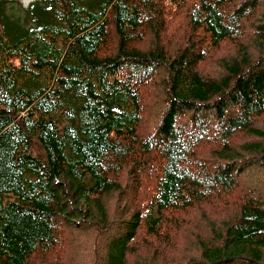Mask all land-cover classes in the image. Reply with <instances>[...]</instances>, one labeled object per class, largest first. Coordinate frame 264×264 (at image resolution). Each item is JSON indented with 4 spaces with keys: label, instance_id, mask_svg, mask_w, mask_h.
I'll list each match as a JSON object with an SVG mask.
<instances>
[{
    "label": "trees",
    "instance_id": "obj_1",
    "mask_svg": "<svg viewBox=\"0 0 264 264\" xmlns=\"http://www.w3.org/2000/svg\"><path fill=\"white\" fill-rule=\"evenodd\" d=\"M230 1L198 0L190 34L170 53L160 36L165 25L154 19L162 15L156 0H38L27 7L0 0V264H33L51 253L62 224L86 235L123 225L105 264H181L138 254V232L169 236L166 217L227 201L245 174L264 173V129L254 128L264 115V14L258 52L237 42L245 49L221 60L223 75L205 78L199 70L241 35L259 2ZM152 20L154 47H135ZM161 70L165 108L142 141L137 84ZM247 133L263 141L233 146ZM200 144L216 154L214 165L199 158ZM114 192L126 205L109 217L102 198ZM142 199L143 209L130 212ZM242 207L224 237L196 239L199 254L185 263L264 264V201L254 196Z\"/></svg>",
    "mask_w": 264,
    "mask_h": 264
},
{
    "label": "rangeland",
    "instance_id": "obj_2",
    "mask_svg": "<svg viewBox=\"0 0 264 264\" xmlns=\"http://www.w3.org/2000/svg\"><path fill=\"white\" fill-rule=\"evenodd\" d=\"M17 1L27 7L32 2L38 0ZM231 1L226 5H229ZM155 4L156 6H154V8L160 6L159 9L161 10L162 15H155L154 19H157L160 28L162 24L165 25V28L160 32V36L166 45L168 52L174 53L190 34L189 12L191 9L193 10L198 6V0H176V3L174 0H156ZM231 5L235 6L234 3H231ZM230 9L231 7L228 8L229 11ZM234 9L238 11L239 7ZM252 9L254 11L252 10L250 17L241 24V35L221 44L219 48L206 57V62L200 64L201 67L199 70L205 78H214L223 75L224 71L221 67V60L229 58L235 54L239 47L244 49L246 47L247 50H250L251 52L258 50L256 47L258 38L256 37H258L260 32L259 29L263 25L260 15L262 13L264 14V0H259L257 6H252ZM153 20L149 25L144 26L142 30L144 37L141 41L135 42V47L143 50H148L151 47H154L155 37L153 32ZM163 21L165 23H163ZM261 36L263 37V34ZM237 42L246 46L242 47L235 44ZM114 47L115 42L112 40L107 51L112 52ZM263 48L264 44L262 49ZM153 76L154 77L137 84L138 87H140L142 106V116L138 136L142 141L154 133L155 128L161 121L165 108V97L163 92L165 84L162 83L165 73L161 70L158 74H153ZM184 128L189 133L193 132L195 129V127L192 128L190 125L186 127L184 126ZM254 128L264 129V115L255 121ZM241 139L242 142L263 141L261 138L253 135L250 136L247 133L244 134L243 137H240V135L236 136L233 146H240L238 145V142ZM200 145L202 151L199 154V158L208 160L214 165L216 154L210 153L213 150H210L206 144ZM133 151L137 152L138 149L134 148ZM205 164L207 168H211L207 163ZM148 175L151 179L156 177V172L150 170ZM126 178L127 173L125 170L123 175L118 177L122 190H124L125 185L127 184ZM147 185L149 190H151L152 185ZM133 195L134 194L132 193L131 197ZM254 196H259V202L264 201V173L257 169H255L253 173L245 174L240 178L238 189L233 192L227 201H219L218 205L215 206H204L188 210L185 213L176 214L173 218L166 217L165 228L169 236L162 232V235L159 238H155L147 235L145 232L139 231L135 250L142 256L149 255L150 258L154 259H157V257L161 255L165 256L167 259L168 257L180 258L181 264H184L189 258V253L193 254L194 257L199 254L196 239H206L208 236L211 238H213V236L224 237L227 227L231 225L233 219L239 215L243 202L247 198ZM102 201L106 203L109 217H112L116 210L123 208L122 205H126V202L121 199L119 192L104 196ZM135 204L138 207L130 208V212H133L138 208L143 209L142 206H144L145 200L142 199L139 204L136 202ZM123 232V225L118 224L116 227H111L109 224L108 229H106L105 232L99 234L93 230V232H88L86 235L62 224L58 232V247L51 253L40 254L34 258L33 264H105L108 243L115 236ZM195 232L198 234V237H195ZM174 242L176 244V250H173ZM183 252L187 256L182 258V255L184 254ZM133 259L134 255L130 257V262Z\"/></svg>",
    "mask_w": 264,
    "mask_h": 264
},
{
    "label": "bare ground",
    "instance_id": "obj_3",
    "mask_svg": "<svg viewBox=\"0 0 264 264\" xmlns=\"http://www.w3.org/2000/svg\"><path fill=\"white\" fill-rule=\"evenodd\" d=\"M263 15V14H262ZM262 18V17H261ZM258 38V37H257ZM259 39V38H258ZM256 44V43H255ZM255 46V45H254ZM256 54V53H255ZM205 102H207V101H205ZM213 111V110H212ZM228 111V110H227ZM207 113V112H206ZM231 115V114H230ZM211 117V116H210ZM208 118V117H207ZM213 122V121H212ZM216 124V123H215ZM205 136V135H204ZM127 152V151H126ZM206 162V161H205ZM215 201V200H214ZM243 208V207H242ZM106 226V225H105ZM208 230H210V229H208ZM96 237V236H95ZM92 241V240H91ZM90 242V241H89ZM93 244H94V242H93ZM106 246V245H105ZM108 252V251H107Z\"/></svg>",
    "mask_w": 264,
    "mask_h": 264
}]
</instances>
